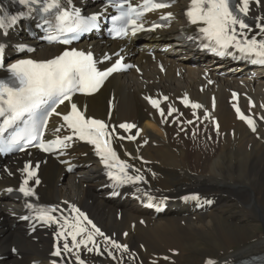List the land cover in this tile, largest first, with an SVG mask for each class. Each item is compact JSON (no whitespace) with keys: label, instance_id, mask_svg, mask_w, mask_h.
Masks as SVG:
<instances>
[{"label":"bare ground","instance_id":"6f19581e","mask_svg":"<svg viewBox=\"0 0 264 264\" xmlns=\"http://www.w3.org/2000/svg\"><path fill=\"white\" fill-rule=\"evenodd\" d=\"M71 1L85 8L99 6L93 0ZM182 8L181 2L176 3L171 8L176 20L163 33L142 36L136 45L102 36L79 44L98 58L111 56L125 46L121 55L137 64L139 72L113 74L96 94L74 96L57 109L64 114L71 103H76L86 117L103 120L109 126L112 148L130 166L127 171L143 177L135 188L156 199L170 200V206L178 205V210L169 208L154 217L141 209L137 199L130 198L131 190L123 199H106L101 162L88 145L78 141H72L66 148L65 158L76 165L71 172L44 155L33 157L25 152L0 158V264H29L32 260L52 264L51 232L61 231L63 222L59 220L49 229L31 235L26 233L24 224L16 222L26 203L16 190L18 179L23 164L30 160L40 162V184L32 197L35 202L71 216L77 215L74 206L93 218L107 235L128 246L127 252L121 249L115 254L116 259L93 256L83 247L65 252L64 259L73 264L77 252L92 264H204L208 258L214 259L215 264H229L264 253V126L257 127V138L230 106L237 102L245 111L261 114L264 73L253 80L235 83L215 76L217 67L180 38ZM9 9L10 4L0 0V14ZM252 14L264 17L263 3L253 6ZM0 44L8 51L9 59L17 56L18 47L25 44L35 45L31 54L35 59H47L59 50L55 45L38 43L21 24L15 25L6 36L0 34ZM162 46H170V50L158 53L156 49ZM149 49L153 58L146 54ZM184 49L191 52L196 63L211 67L208 74L205 66L193 65L179 52ZM209 80L213 82L211 85ZM233 93L237 94L235 98ZM185 96L190 103L202 107L192 109L190 104L181 107ZM145 97H167L160 105L165 116L157 115ZM169 106L177 109L171 116L166 115ZM206 110L209 118H204ZM196 117L197 120L187 124ZM213 118L219 124L218 132L213 131ZM124 122H132L141 129L135 141L115 139L119 124ZM62 124L60 116L52 117L49 135ZM66 132L64 126L57 134ZM1 166H6L8 173ZM187 191L199 192L212 206L185 213L194 203L181 204L177 198ZM60 240L63 244L64 240Z\"/></svg>","mask_w":264,"mask_h":264},{"label":"snow or ice","instance_id":"6c2138e0","mask_svg":"<svg viewBox=\"0 0 264 264\" xmlns=\"http://www.w3.org/2000/svg\"><path fill=\"white\" fill-rule=\"evenodd\" d=\"M18 2L20 5L26 6L29 12L20 13L19 16L0 15V30H3L0 34L6 36L7 29L15 25L20 16L30 15L34 6H39L35 10L44 13H49L55 9L57 12L55 16L56 30L61 34L73 33V39L76 38V34L96 26L97 17L95 15L84 18L78 11L72 13L60 11V0H18ZM255 3L261 4L264 3V0H255ZM169 6L168 3L160 2V0H143L140 5H133L131 0H122V3L117 5L119 15L113 18L114 21L121 22V26L116 29V35H126L129 30L133 34L144 30L140 21L145 13ZM249 11L250 0H237L235 6H233L232 0H191L186 16L191 24L201 23L203 25L199 28V32L208 41L205 46L211 47L218 55H231L229 49H235L244 58L255 57L252 60L253 63L264 64V39H257L255 36L249 38L246 33L251 31L250 26L244 19L240 18V15H237L239 13L247 17ZM171 16L172 13L169 12L161 19H169ZM156 27H161V25L154 24L153 29ZM257 27L261 33H264V18ZM48 39L51 41L55 40L56 37L49 36ZM71 42L69 39L61 41L64 44H70ZM3 53L4 45L0 44V55ZM104 59L109 60L110 57L106 55ZM122 67L125 66L118 59L112 67L101 71L98 69L97 61L93 58L92 53H85L76 49L65 50L61 55L49 60H17L8 66V71L11 74L10 79L8 81L0 80V117L3 118V128H0V131H4L27 116L32 122V128L27 133V143L30 144L33 140L40 139L44 134V130L47 129L49 118L52 115H62L57 109L66 101L71 102L73 93L91 95L97 92L105 80L113 73L120 71ZM126 67L132 66L128 65ZM233 96L235 98L237 94L233 93ZM145 99L153 108L159 110L161 117L165 116L158 99L152 97H145ZM163 99L167 100L168 98L163 97ZM183 102L185 106L190 104L192 109L202 107L198 103H190L187 96L184 97ZM251 106L255 107L254 104ZM213 107H215L214 101ZM261 107H264V105H261ZM175 111L177 109L169 106L167 115L171 116ZM236 113L238 118L245 121L253 132L256 131V123L251 117L242 113L239 107H236ZM193 115H195V112ZM208 115L210 113L206 112L205 116ZM261 119H264V117H261ZM62 120L64 123L61 127L55 128L54 131L60 133L61 128L66 126L72 134L63 138L57 136L54 141L48 143L41 140L38 147L42 151L52 152L67 148L70 146L67 142L73 141L75 137L93 145L96 154L101 158V162L106 168H118L119 174H114L111 171L108 173L117 185L143 180L142 176L133 177L128 175L127 170L130 166L121 161L115 150H113L112 141L109 138V126L103 120L86 117L85 111L81 110L76 103H71V111L63 114ZM188 123H192V121H188ZM119 127L128 131L136 126L124 123L120 124ZM216 130L219 131L218 123L216 124ZM112 131H115V129ZM123 138L120 137V139ZM21 139H25V137H14L12 143L16 144ZM129 139H135V136L129 137ZM32 168L31 164L25 165L24 172L27 173V178L19 188V191L26 197L35 195L34 191L27 187L29 180L36 176V172ZM35 183L38 184L39 180H36ZM8 191H11V189H8ZM184 199L198 200L199 196L193 195L184 197ZM147 206L151 207L152 205ZM28 207L31 208L32 205L29 204ZM56 210V208H40L36 219L44 224H56L59 221L51 214ZM73 212L77 215L71 220L64 218L63 223L60 225L61 231L56 233L57 237L64 240V243L62 249L59 245L56 247L51 253L53 256L61 257L62 250L71 253L73 249L79 250L81 247L88 252L96 251L99 254L100 246L95 240L96 236H103L105 241L110 243L114 249L128 251L127 245L120 244L105 236L80 209L73 206ZM23 219H28V217H23ZM85 221L88 225H91V230L85 226ZM12 251L15 252L16 249L14 248ZM108 255L116 259L112 252L109 251ZM165 259L168 258L165 257ZM75 260L76 264H85L78 252ZM52 264H56V261H53ZM205 264H215V261L209 258L205 261Z\"/></svg>","mask_w":264,"mask_h":264}]
</instances>
